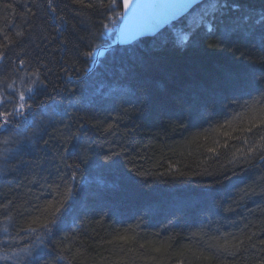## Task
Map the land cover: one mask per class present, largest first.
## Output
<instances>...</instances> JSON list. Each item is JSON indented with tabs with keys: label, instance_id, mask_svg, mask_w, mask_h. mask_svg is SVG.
Instances as JSON below:
<instances>
[{
	"label": "trees",
	"instance_id": "trees-1",
	"mask_svg": "<svg viewBox=\"0 0 264 264\" xmlns=\"http://www.w3.org/2000/svg\"><path fill=\"white\" fill-rule=\"evenodd\" d=\"M13 3L17 5L15 12L2 7V3ZM57 2H68V0H57ZM88 0H85L87 3ZM107 3V0H104ZM242 5L254 9L264 6V0H238ZM39 4H45L46 0H37ZM25 5L31 7V0H0V29H12L13 24L19 28L21 20L19 14L25 10ZM80 10V6H72L69 15ZM35 16L32 17L34 25L32 39L28 43V53L33 57H39L43 63L51 69L49 77L53 85L73 87L59 69L65 61L71 63L76 59L77 43L75 37L65 33L61 36L53 30L54 22L47 21L43 15L44 8H33ZM59 14V13H58ZM84 18L82 28L91 27L93 22L99 18L94 16L91 10H83ZM238 13H228L224 19L223 26H231L232 20ZM75 23V21H73ZM96 28L99 24L96 23ZM79 35H86L85 31L78 29ZM179 33L173 37L169 35L164 26L157 35L144 39L139 47L128 49L127 45L116 47L109 51L101 63L89 72V66L84 60L76 62L82 82L93 87L103 83L116 86L117 81L126 89L123 99H117L116 104L120 105L121 111H112L115 107L112 97H105L93 104H86L80 111H76L66 104H61V110L69 115L82 118L77 121L84 123L88 137L96 138L99 131L111 123L113 127L105 132L106 138L127 141L128 155L138 165H143L141 170H148L152 173L164 172L170 163L176 165L178 171H172L164 176H149L146 178L136 177L128 171L131 164L121 160L118 169H102L88 165L85 169L84 178L88 183L77 192V204L84 202L90 207H107V215L88 217L81 228L70 233L75 236L71 251L81 249V256L74 260L73 264H93L97 261L100 264L101 258L112 257L113 254L123 255L128 252V258L133 264H154V260H160L161 264H176L181 260L184 264H207L203 261L200 252L207 251L208 246L217 243L216 237L223 242L224 233L239 236L243 231L245 235L259 233L264 228V203L259 200H242L239 195H233L230 190L236 186L237 189L245 188L248 182V173H240L223 186L212 189L214 198L209 201L208 197L202 194L206 189L198 187V184L210 183L208 176H181L179 173H200L219 172L221 166L229 167L225 162L231 159V152L235 151L241 144L230 140L231 148L220 149L218 157L207 152V148L214 146L216 141L224 143L227 137L223 136L224 131L231 132L233 136H241V128L247 127V121L256 114L249 112L244 107H235L225 112L222 106H218L212 116L211 122L203 116L204 105H197L189 109V103L205 90L215 89L222 92L224 96L232 98L240 95L247 99L248 88L233 89L227 85L226 75L232 74L238 81L251 80L254 73L264 69L259 63L261 49L264 48V28L257 27L251 35L245 36L243 32L233 34L223 47H210L217 42L216 36L204 37L198 35L193 41L199 40V44L190 42L183 45ZM115 39V36L102 38L94 43L101 45L103 40ZM176 39V45L169 43L163 50H153V44H159L163 39ZM69 41L68 50L60 45V40ZM231 48H239L246 51L244 59H238L229 51ZM17 48L15 51H19ZM90 50V49H82ZM97 50H100L99 48ZM13 53L9 52V60ZM27 58V57H25ZM143 58L146 64H141ZM7 64L8 61L0 62ZM35 64L25 69L33 71ZM123 69L126 75L122 76ZM43 71V69H42ZM5 73H0V79ZM9 82L16 81L17 87L20 81L17 76L7 72ZM59 77V80L57 79ZM139 98H146L148 107L144 112L138 111ZM256 108L259 107L257 104ZM2 110V109H0ZM121 112L127 113L126 116ZM109 114L111 119H108ZM186 114L188 119H176L178 115ZM65 119L67 117H64ZM36 119L46 120L47 117L37 113ZM106 121L97 130L96 124ZM226 121H230L226 123ZM46 126V125H45ZM223 126V127H221ZM59 127V126H57ZM219 128V131L217 129ZM76 131V128H73ZM53 129L48 128V135H52ZM9 133L0 128V141ZM251 139V137H249ZM5 146L0 144V151ZM11 148V145H8ZM119 150V149H117ZM143 159L137 160V157ZM72 163L71 160L67 161ZM256 163H262L255 161ZM60 165L59 159L45 160L40 167L54 171ZM247 165L245 164V167ZM46 173L29 171L27 167L19 171L9 170L6 174H0V197L6 196L8 200H14L17 205L29 198V193L36 194L39 187H30L32 181L39 179ZM259 175V173H257ZM102 176L104 183L98 184L96 178ZM129 177H132L129 179ZM147 179V184L143 180ZM191 179L193 183H189ZM11 189V191H10ZM233 200L237 204L232 203ZM6 202L0 200V203ZM226 208H232L233 212H226ZM251 212V215H249ZM16 217V213H12ZM143 221L142 223L140 221ZM239 221L232 226L230 221ZM171 222V223H170ZM12 221L4 222V214H0V240H3L2 229L9 227ZM16 226H22V221L17 217ZM138 225V226H137ZM161 225H168L167 229ZM245 225L247 227L245 228ZM120 233L133 237L130 242L113 241L112 238ZM195 233V235H193ZM242 238V237H241ZM264 239V234L253 236V242ZM112 241V243H109ZM123 245V247H119ZM167 245V251L162 253L153 252V248ZM132 249V252L128 250ZM3 246L0 245V254H3ZM183 252L182 256L176 253ZM152 256L153 261L140 259V257ZM255 250L249 249L247 253L241 251L235 260L225 255L222 260L228 264H253L256 259ZM0 264L5 262L0 261ZM63 264V262H61Z\"/></svg>",
	"mask_w": 264,
	"mask_h": 264
},
{
	"label": "snow or ice",
	"instance_id": "snow-or-ice-1",
	"mask_svg": "<svg viewBox=\"0 0 264 264\" xmlns=\"http://www.w3.org/2000/svg\"><path fill=\"white\" fill-rule=\"evenodd\" d=\"M31 5V7L25 5V10L19 14L21 20L19 28L9 20L13 28L0 29V62L8 61L7 64L0 63V73H5L4 78L0 79V109H2L0 110V128L9 133L0 141V144L5 146L0 151V174H6L10 169L19 171L27 167L30 172L35 170L37 173H46V175L32 181L30 187L38 186L39 192L29 193V198L20 205H17L14 200H8L6 196L0 197V200L6 201L0 203V214H4L5 223L13 222L10 227L14 229L13 232L9 231V227L2 229L4 238L0 240V245L3 246L4 251L0 254V261L5 264H61V262L73 264V261L81 256V249L71 251L70 241H74L75 236H70V233L78 231L88 217L102 213L107 215L108 211L105 206L90 207L84 202L79 204L76 202L77 192L88 183L86 179L84 183H81L88 165L102 169H118L123 160L125 166L132 165L128 171L141 178L164 176L174 170L178 171L176 165L172 163L164 172L152 173L148 170H141L143 165H138L128 155V148L125 147L127 141L105 137V132L113 127L111 123H107V127L99 131L106 121L95 125L99 131L96 138L88 137L82 142L83 138L88 136L84 123H79L77 127V121L82 118L62 111L61 104L80 111L86 104H93L105 97H112L115 104L112 111H121L120 105L115 101L123 99L126 89L120 85L119 81L114 87L103 83L93 87L82 82L76 62L84 60L91 72L109 51L124 45H127L128 49L139 47L144 39L152 38L146 33L152 32L154 37L162 26H166L168 34L173 37L177 33L181 34L180 41L185 46L190 42L198 45L199 40L193 41V38L202 35L204 37L216 36L217 42L210 47H223L225 41L233 34L243 32L245 36H249L257 27L264 28V6L254 9L240 4L238 0H178L175 3L153 5H141L134 3V0H122V3L121 0H107V3L104 0H88L87 3L85 0H68V2L46 0L45 4L31 0ZM76 5L80 6V10L69 15L72 12V6ZM2 7L15 12L17 5L3 2ZM40 7L44 8L43 15L47 21L54 22L55 32L61 36L68 33L77 40V43L73 45L76 49V59L71 63L65 61L59 69L67 83L73 85L71 88L66 84L64 86L56 84L49 88L51 69L39 57H33L27 51L26 41L32 39L34 27L33 8ZM144 7L155 10L152 22L136 31H128L121 21L136 16L138 11ZM85 9L91 10L93 15L99 18L98 22H93L92 26L86 29L81 27L84 25L81 13ZM228 13L239 15L234 17L230 27H222L223 18ZM96 23L99 24L98 29ZM78 29L85 31L86 35H79ZM112 35L115 39L103 40L101 45L94 43ZM59 43L64 50H68V40L63 39ZM169 43L177 46L175 38L163 39L158 45L153 44V50H163L168 47ZM17 48L20 50L15 51ZM98 48L100 50H97ZM229 51L233 55L238 53V59H244L247 56V52L239 48H231ZM9 52L13 53L11 60H9ZM140 63L143 65L147 62L141 58ZM259 63L264 65V48L261 49ZM33 64H35L33 71L25 70ZM8 71L17 76L20 81L19 87L16 81L9 82ZM120 72L122 76L126 75L123 69ZM57 79L59 80V77ZM226 82L233 89L248 88L249 91L246 93L248 98L245 99L240 95L228 98L222 92L209 89L196 96L189 103V109L204 105L203 116L209 122L218 106H222L225 112L235 107H244L249 112H255L253 118L247 121V127L240 129L241 136H233L231 132L224 131L223 136L228 139H225L223 144L216 141L214 146L207 148V152L218 157L220 155L218 150L231 148L230 140L239 142L241 146L231 152V159L225 162L229 167L221 166L222 170L219 172L205 170L200 173H179V175L208 176L210 183L197 186L206 189L202 194L211 201L215 195L212 189L223 186L233 176L247 172L249 175L245 188L237 189L234 186L230 190L233 195H239L244 201L259 200L264 203V69L254 73L251 80L243 83L229 73L226 75ZM136 102L139 105L138 111L144 112L147 109L146 98H139ZM257 104L258 108L255 107ZM38 112L47 119L38 121L36 119ZM121 114L127 115L124 112ZM108 119H111L110 114ZM176 119L186 120L188 115H178ZM226 123L230 124V121ZM48 128H52L54 134L45 139L48 135ZM73 128H76V131H73ZM8 145H11V148ZM50 158L60 161V165L54 171L40 167L45 160ZM136 159L143 158L138 156ZM68 160L72 163H68ZM257 160L262 163H256ZM96 182L102 185L104 178L98 176ZM188 182L193 183L191 179ZM143 183L147 184V179H144ZM232 203L237 204V201L233 200ZM237 206L240 205L237 204ZM225 211L233 212L234 210L226 208ZM12 213H16V217H13ZM17 217L23 222L20 227H17L15 223ZM229 223L235 226L239 221L234 220ZM161 227L167 229L168 225H161ZM260 234H264V228L260 229L259 233L248 235L241 231L239 236L232 235L231 240L227 238L231 234L224 233L222 243L219 242L220 237H216L217 243L209 245L207 251L202 250L200 256L203 261H207V264H228L221 257L228 255L235 260L241 251L247 253L251 248L255 250L257 257L253 264H264V239H259L258 243L253 242V236ZM112 240L127 243L132 241L133 237L120 233L113 236ZM119 247L122 248L123 245ZM166 251L167 245L153 248L155 253ZM176 255L182 256L183 252H178ZM140 259L154 260L152 256L140 257ZM93 264H97V261H93ZM100 264H133V261L128 258V252H125L123 255L113 254L112 257L101 258ZM154 264H161V261L154 260ZM176 264H184V262L177 260Z\"/></svg>",
	"mask_w": 264,
	"mask_h": 264
},
{
	"label": "water",
	"instance_id": "water-1",
	"mask_svg": "<svg viewBox=\"0 0 264 264\" xmlns=\"http://www.w3.org/2000/svg\"><path fill=\"white\" fill-rule=\"evenodd\" d=\"M175 2H178V0H134V3H138L141 5L169 4V3H175ZM121 3H122V0H121ZM154 14H155L154 9L144 7L138 11L136 16H131L126 21L122 20L121 23L123 26L126 27L128 31H136L137 29L141 27H146L148 24H150L154 18ZM163 27L164 26H162V28ZM146 35L152 36L153 33L148 32L146 33Z\"/></svg>",
	"mask_w": 264,
	"mask_h": 264
}]
</instances>
